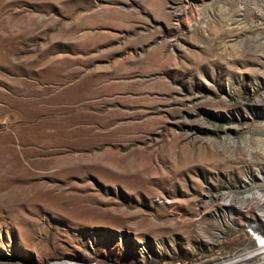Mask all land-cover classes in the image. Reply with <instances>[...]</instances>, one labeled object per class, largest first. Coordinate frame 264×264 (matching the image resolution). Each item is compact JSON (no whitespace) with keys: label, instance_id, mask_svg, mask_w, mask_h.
Here are the masks:
<instances>
[{"label":"rangeland","instance_id":"rangeland-1","mask_svg":"<svg viewBox=\"0 0 264 264\" xmlns=\"http://www.w3.org/2000/svg\"><path fill=\"white\" fill-rule=\"evenodd\" d=\"M251 188L264 0H0V264H264Z\"/></svg>","mask_w":264,"mask_h":264},{"label":"built area","instance_id":"built-area-1","mask_svg":"<svg viewBox=\"0 0 264 264\" xmlns=\"http://www.w3.org/2000/svg\"><path fill=\"white\" fill-rule=\"evenodd\" d=\"M223 200L221 201L226 205V208L231 210L244 211L247 206L253 208V213L246 216H227L231 222H235L236 219H242L245 236L249 239L247 249L242 253L241 259L247 260L254 256L259 257V263H264V191L259 188H251L245 190H234L222 195ZM224 209V208H223ZM246 221L248 223L246 224ZM64 261V260H60ZM58 261L47 262L46 264H57Z\"/></svg>","mask_w":264,"mask_h":264},{"label":"bare ground","instance_id":"bare-ground-1","mask_svg":"<svg viewBox=\"0 0 264 264\" xmlns=\"http://www.w3.org/2000/svg\"><path fill=\"white\" fill-rule=\"evenodd\" d=\"M263 216H264V209H263ZM237 259V258H236ZM233 260V259H232ZM229 262V261H228Z\"/></svg>","mask_w":264,"mask_h":264},{"label":"snow or ice","instance_id":"snow-or-ice-1","mask_svg":"<svg viewBox=\"0 0 264 264\" xmlns=\"http://www.w3.org/2000/svg\"><path fill=\"white\" fill-rule=\"evenodd\" d=\"M261 243H264V240H262Z\"/></svg>","mask_w":264,"mask_h":264}]
</instances>
